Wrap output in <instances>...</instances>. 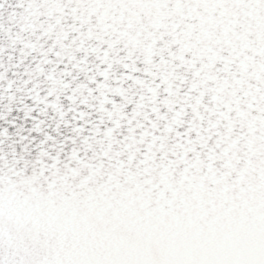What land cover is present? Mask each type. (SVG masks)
<instances>
[{"label":"snow or ice","instance_id":"obj_1","mask_svg":"<svg viewBox=\"0 0 264 264\" xmlns=\"http://www.w3.org/2000/svg\"><path fill=\"white\" fill-rule=\"evenodd\" d=\"M0 264H264V0H0Z\"/></svg>","mask_w":264,"mask_h":264}]
</instances>
